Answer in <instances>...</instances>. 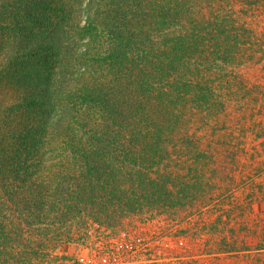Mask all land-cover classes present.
Here are the masks:
<instances>
[{"label":"trees","instance_id":"trees-1","mask_svg":"<svg viewBox=\"0 0 264 264\" xmlns=\"http://www.w3.org/2000/svg\"><path fill=\"white\" fill-rule=\"evenodd\" d=\"M255 7L0 0V264H86L71 248L214 205L200 135L259 57Z\"/></svg>","mask_w":264,"mask_h":264},{"label":"rangeland","instance_id":"rangeland-1","mask_svg":"<svg viewBox=\"0 0 264 264\" xmlns=\"http://www.w3.org/2000/svg\"><path fill=\"white\" fill-rule=\"evenodd\" d=\"M248 2L256 5L248 14L259 57L236 70L242 85L226 92L225 116L200 135L212 156L209 188L219 189L214 205L175 224L129 223L107 241L71 248L84 263L107 264L112 254L132 260L124 264H264V0Z\"/></svg>","mask_w":264,"mask_h":264}]
</instances>
